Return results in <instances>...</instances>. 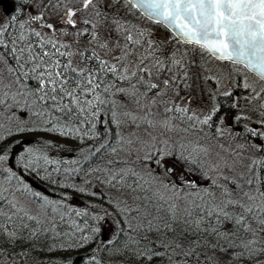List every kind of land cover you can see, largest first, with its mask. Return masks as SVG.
Segmentation results:
<instances>
[{
	"label": "snow or ice",
	"instance_id": "obj_1",
	"mask_svg": "<svg viewBox=\"0 0 264 264\" xmlns=\"http://www.w3.org/2000/svg\"><path fill=\"white\" fill-rule=\"evenodd\" d=\"M0 264H264V0H0Z\"/></svg>",
	"mask_w": 264,
	"mask_h": 264
},
{
	"label": "rangeland",
	"instance_id": "obj_2",
	"mask_svg": "<svg viewBox=\"0 0 264 264\" xmlns=\"http://www.w3.org/2000/svg\"><path fill=\"white\" fill-rule=\"evenodd\" d=\"M160 35L163 37V35H164V30L163 29H160ZM39 138H40V136L37 135V136H33V137H21L20 139L21 140H23V139H32V140H35V139H39ZM53 155H56V154L53 153ZM70 155L71 154L70 153H67V152L63 153V157L64 158H69ZM97 162H100V161H97ZM34 182H35V180H34ZM34 182H31V183H32L33 187L36 188V185H38V184L37 183H34ZM36 189L39 190V191H42L40 188H36ZM73 203H74L75 206H79V207H83V205H84V201L81 200V199H79V198L76 199V200H74Z\"/></svg>",
	"mask_w": 264,
	"mask_h": 264
},
{
	"label": "trees",
	"instance_id": "obj_3",
	"mask_svg": "<svg viewBox=\"0 0 264 264\" xmlns=\"http://www.w3.org/2000/svg\"><path fill=\"white\" fill-rule=\"evenodd\" d=\"M49 139H54V138L49 137ZM26 177H27V179L29 180L30 183L31 182H34V179L31 176H27V174H26ZM34 183H37L38 184V185H36V188H40L42 191L46 192L47 194L52 195V193L49 192V190L47 189V187L44 184L40 183L37 180H35Z\"/></svg>",
	"mask_w": 264,
	"mask_h": 264
}]
</instances>
